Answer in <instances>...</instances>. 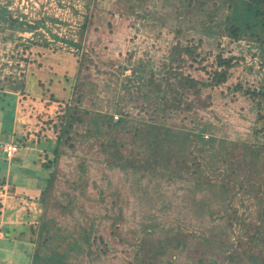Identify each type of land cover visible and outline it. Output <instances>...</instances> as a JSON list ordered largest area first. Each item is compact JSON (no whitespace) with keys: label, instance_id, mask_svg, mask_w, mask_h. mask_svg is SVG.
<instances>
[{"label":"rangeland","instance_id":"1","mask_svg":"<svg viewBox=\"0 0 264 264\" xmlns=\"http://www.w3.org/2000/svg\"><path fill=\"white\" fill-rule=\"evenodd\" d=\"M174 2L134 0L129 5L125 0H0V5L6 6L13 18L19 17V21L36 26L31 31L26 29V24L23 25L25 29L13 30L3 23L5 27L0 28V147L4 158L10 160L4 147L15 144L17 150L13 156L23 158L28 166L39 168V164L30 159L43 155L40 142L56 141L59 131L57 116L66 101L79 103L80 115L97 108H101L102 112H112L113 104H117L135 117L145 116L146 110L137 100L142 92L138 83L143 80L127 78L136 66L144 70L143 76L148 85L157 79L163 60L166 61V68L171 64L182 66L175 67L177 73H190L199 80L208 77L210 64L221 51L225 56L242 57L239 64L230 69L227 81L213 90L201 89L198 95L195 93L193 96L189 91V97L196 102L193 106L196 112L177 118L174 116L170 121L179 125L208 121L214 125L213 132L217 136L235 144L263 143L264 131L259 129L264 124L256 119V100L244 93L247 88L257 90L264 75L261 59L252 47V41H234L226 35L214 38L208 34L194 35L189 29L192 26L188 21L190 14L185 11L182 15L185 20L181 24L179 22V35H176L168 26L162 25L177 22L176 12H173ZM84 20L86 27L79 36L78 29ZM189 32L200 40L195 42L198 44L195 49L198 57L184 65L179 61L176 63L180 65L171 63L169 49L177 38H189ZM68 38L77 42L81 38L82 47L78 49L66 42ZM9 85L18 87L13 91ZM236 85L239 88L233 89ZM78 95L84 97L79 100ZM196 96L201 101H196ZM87 121L86 116L84 122L73 123L71 139L61 145L63 151L56 161L55 176L44 210L47 217L57 218L74 236H79L82 226L87 228L92 224V246L87 248L84 245L82 250L71 251L67 258L69 263L137 264L139 260L135 256H142L143 252L136 253V245L143 240L142 227L148 223L166 227L178 221L183 228H193L194 225L204 228L221 222L212 220L221 214L226 217L222 219L226 220L222 225L233 232L231 237L235 239L239 228L246 233L245 224L263 220L264 185L253 199L257 189L256 192L250 190L248 183L251 178L257 182L258 177L248 178L246 173L230 179L232 182L229 185L237 190L234 195L233 191H220L219 183L224 171H215L218 174L215 181L217 196L207 206L210 211L199 217L191 212L184 180L169 181L160 176L148 181L144 177L142 185H148L149 196L148 192L142 194L131 187L134 178L130 169L109 165L108 152L104 151L105 141L95 140L92 136L81 137L82 132L89 129ZM4 158H0L2 167L6 165ZM22 168L25 171L24 165H18L11 177L25 182L30 175L23 179V175L19 174ZM6 190L0 185V217L4 222L20 225L22 220L29 223L42 212L37 202L17 203L18 199L6 195ZM245 190L249 195L244 193ZM260 193H263V198L258 199ZM198 196L199 192H196ZM242 218L244 220L240 222ZM162 232L158 228L154 230L156 239L147 241L148 245L151 244L149 248L160 239L159 234L164 238ZM187 234L192 232H180L178 235L189 246ZM17 244L15 249L22 257ZM199 254L202 253L195 251L190 254L184 249L177 261L165 255L162 259H171L169 264H188ZM217 256L214 263L208 259L202 264H221V254ZM21 257L15 262H20L18 259Z\"/></svg>","mask_w":264,"mask_h":264},{"label":"trees","instance_id":"2","mask_svg":"<svg viewBox=\"0 0 264 264\" xmlns=\"http://www.w3.org/2000/svg\"><path fill=\"white\" fill-rule=\"evenodd\" d=\"M84 1L89 2L90 0ZM125 1L130 5L134 0ZM174 3L173 12H176L177 22L162 24L168 26L171 32L179 35L180 24L185 20L182 17L185 11L190 14L188 21L192 26L189 29L194 35L208 34L211 38L216 35H226L234 41L241 39L252 41L251 45L257 50L256 55L261 59L260 66L264 68V0H175ZM18 18H13L6 6L0 5V28L5 27L3 23L13 30L17 28L22 30L28 26L26 29L31 31L36 27L27 21H19ZM85 23L86 20L80 24L79 36L86 27ZM24 24L26 26H23ZM42 25L46 27L45 23ZM48 31L50 32L49 29ZM189 33L191 35L189 38H177L175 44H172L168 53L171 63L177 64L176 61H179L181 65H184L188 61H195L198 57L195 51L198 44L195 42L200 40L193 37L191 32ZM53 36L58 38L55 34ZM80 40L81 38L78 42L73 38L65 39L78 49L82 47ZM202 59L199 60V64ZM214 59V62L210 64L211 70H208V77L199 80L190 73L186 75L177 73L175 69L177 66L174 64L166 68V61L163 60L157 79L152 77L155 80L152 85L145 82L144 70L136 66L127 78L143 80L142 83H138V87L142 86L140 88L142 92L137 100L141 102L147 114L139 118L132 115V112L121 109L117 104H113L112 112H102L101 108H88L90 111H85L84 115H80L78 114L80 105L75 100L73 103L67 101L62 103V112L57 116L56 125L59 131L56 141L54 143L51 140L40 142L43 155L38 159H30L38 163L39 168L26 165L27 161L19 156L10 158L15 165L12 167V172L18 169V165H24L25 171L20 168L19 174L23 175V179L30 175L28 181L24 180L25 183L32 181L41 188L42 193L37 203L42 208V212L29 223L20 220V225L1 223L0 218V233L2 234L0 264H74L68 262L70 252L82 250L84 245H87V248L92 246L93 239L90 241L92 224L87 228L82 226L79 236H74L59 223L57 218L47 217L44 211L55 176L56 161L63 151L61 145L64 141L71 139L73 123L84 122L86 116L88 119L86 126L89 129L87 132H82L81 137L92 136L95 140L105 141L104 151L108 152L109 165L123 170L130 169L134 178L131 187L141 191L142 194L148 192L149 196L148 185H142V180L145 178L150 181L151 178L164 176L169 181L184 180L187 184L184 189L189 192L187 198L191 212L199 217L202 213L210 211L207 206L217 196L215 181L218 174L215 171L220 169L224 171L221 183H219L222 193L233 191L236 195L237 190L233 188V185H229L233 180L232 176L236 177L246 173L248 178L257 179L258 177L257 182L251 178L248 183L250 190L256 192L257 189V193L252 196L253 199L256 198L259 189L261 190L264 185V181H261L264 177V142L235 144L223 136H217L213 132L214 125L208 121L202 124L197 122L194 125H189V123L179 125L170 121L174 116L176 118L180 115L187 116L190 112L194 114L196 110L193 106L196 102L189 97V91H192L194 96L195 93L198 95L201 89L213 90L224 84L229 77L230 69L237 66L242 57L225 56L221 51ZM189 65L192 66L191 63ZM177 68H182V66ZM258 85L257 90L247 88L244 93L256 100V119L264 124V75ZM121 86L123 88L122 83ZM9 87L15 91L18 86L9 85ZM236 88L239 87L236 85L233 89ZM124 93L128 92L124 91ZM77 97L81 100L84 96L78 95ZM196 101H201L199 96H196ZM262 127L260 131H264V125ZM122 150L126 152L121 153ZM0 184H5L4 178H0ZM196 192H199L198 198ZM244 193L247 195V190ZM260 198H263V193L259 194L258 199ZM224 217L220 214L212 218L214 222L216 220H221V222L206 225L204 228H200L199 225H194L189 229L183 228L178 221L166 227H157L153 223L144 224L141 237L143 240L136 245L138 247L136 253H143L142 256L139 254L135 257L139 260V264L163 262L169 264L171 259L164 261L162 255L168 259L175 258L177 261L183 250L187 249L190 254L195 251L202 253L188 264H202L208 259L214 263L219 254H221V264H264V215L262 221L245 224L248 232H242V228H239L240 231L237 232L235 239L231 237L233 232L227 230L226 225H222L226 222L222 220ZM243 220L242 218L240 222ZM240 225L244 226V223ZM156 228L163 231L164 238L159 234L160 239H157L156 244L154 243L149 248L151 244L148 245L147 241L156 239L154 238ZM180 232H192L190 235L187 234L189 246L182 242V238L178 235ZM16 242L22 251V257L15 249ZM19 257H21L18 259L20 262H15Z\"/></svg>","mask_w":264,"mask_h":264},{"label":"crops","instance_id":"3","mask_svg":"<svg viewBox=\"0 0 264 264\" xmlns=\"http://www.w3.org/2000/svg\"><path fill=\"white\" fill-rule=\"evenodd\" d=\"M0 158H4L2 147H0ZM5 167L0 166V178H4L5 184L1 185L3 189L7 188L6 195L9 194L13 199H18L16 202H31V204L37 202L42 193L41 188L37 187L34 182L30 181L28 183L14 181L11 177L13 161L3 159ZM3 164V165H4ZM3 205V204H2ZM1 223L3 217L1 216Z\"/></svg>","mask_w":264,"mask_h":264},{"label":"built area","instance_id":"4","mask_svg":"<svg viewBox=\"0 0 264 264\" xmlns=\"http://www.w3.org/2000/svg\"><path fill=\"white\" fill-rule=\"evenodd\" d=\"M16 150H17V146L15 144H7L4 147V152L6 153L7 158H11L16 152Z\"/></svg>","mask_w":264,"mask_h":264}]
</instances>
